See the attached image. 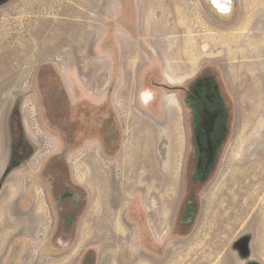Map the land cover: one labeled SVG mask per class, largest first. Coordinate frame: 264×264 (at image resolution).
<instances>
[{"label":"rangeland","instance_id":"1","mask_svg":"<svg viewBox=\"0 0 264 264\" xmlns=\"http://www.w3.org/2000/svg\"><path fill=\"white\" fill-rule=\"evenodd\" d=\"M226 1L13 0L0 5V264H23L24 259L32 261L31 257L38 255L41 261L37 264H97V248L80 247L75 242L80 208L73 214L64 213L71 209L69 204L75 199L79 203L85 197L87 205L89 192L84 185L74 182L70 165L96 160L98 152L81 151L82 135L98 136L97 127H91L97 126L98 117L109 114L86 103L73 109L65 73L61 71L71 62L80 66L84 59L80 43L71 46L72 31H80V26L73 22L81 21L74 12L78 9L89 20H95L97 9L62 11L59 3L74 7L79 3H105V13L120 8L119 43L121 47L129 44L131 52L122 57V63H134L139 58L142 64L143 49L150 47L151 38L153 84L169 85L170 95L176 96L170 98L167 128L152 136L148 168L136 167L138 154L134 152L129 153V159L122 157L121 162L128 164L121 167L123 176L129 178L127 191L133 195L147 188L154 198L148 204L153 210L161 205V178L168 177V221L162 233L165 242L157 245L158 252H167L168 259H175L172 249L180 237L175 232V221L182 204L187 205L189 212L192 210L189 219L196 226L209 227L214 218L208 194L213 181L219 182L213 188L214 200L219 204L217 214L238 219L233 234L243 237L242 252L250 259L252 254L259 257L264 252V0H228L229 4ZM52 3H56L54 7ZM87 47L83 50L91 52V47ZM194 53L199 59L196 75L186 82L169 84L171 74L185 78L193 73L186 72L184 67L192 62ZM177 64L183 69L172 72ZM255 73L257 78H250ZM200 74L201 95L211 99L213 81L218 80L228 97L225 99L231 105L233 118L228 141L211 181L200 193V209L195 212L192 203L184 201L185 167L192 149L189 129L196 126L188 90ZM254 78L250 86L248 81ZM56 84L63 87L69 99L68 104H61V113L55 111L56 103L50 95V85L54 88ZM120 139L119 135L115 145L106 148L107 156L119 160ZM197 152L201 157L202 151ZM65 176L73 191L58 196L55 184ZM144 177L150 180L147 186L143 184ZM203 194H208L206 200H202ZM141 204L143 200L136 201L133 215ZM91 217L97 223L96 211L92 210ZM136 218L137 225L146 224L139 211ZM86 234L97 238L95 231ZM146 235L143 247H154V239L149 232ZM202 240L206 241L205 237ZM239 243H233V247L238 249ZM200 252L201 256L194 260L199 258L201 264L226 259L220 255L209 259L203 249Z\"/></svg>","mask_w":264,"mask_h":264},{"label":"crops","instance_id":"2","mask_svg":"<svg viewBox=\"0 0 264 264\" xmlns=\"http://www.w3.org/2000/svg\"><path fill=\"white\" fill-rule=\"evenodd\" d=\"M55 4L52 3L51 6L54 7ZM94 4L79 3L77 7H74L59 3L62 11L70 8H85L89 11H92L90 8L97 9L95 20L94 18L89 20L91 18L85 17L84 13L78 9L74 12L81 21L73 22L80 26V31H72L71 46L79 42L82 48L80 54L84 59L80 66L71 62L61 71L65 73V84L73 109L79 103H86L91 107L95 106L97 110H106L109 114L104 118L98 117L97 126L90 123L93 125L91 129L97 127L98 136L85 138L82 135L81 151L98 152L96 160L86 161L84 165L81 161L74 167L70 165L74 182L84 185L89 192L86 208L77 224L78 236L75 242L80 247L97 248V264H201L203 262L199 258L194 260L195 256L201 254V249L206 254L204 256H208L209 259L219 255V257L226 256V259L223 258L213 264H250L257 261L264 264V252L259 253V257L256 253L252 254L251 259L242 252L243 237L233 234L238 219L232 220V217L227 219L224 214H217L219 204L214 200L213 196L216 194L213 188L219 182L214 181L210 185L211 192L208 193L209 205L214 211L212 214L214 218L210 220L209 227L199 228L197 224L191 233L180 235L172 249L175 259H168L167 252H158L157 245L165 242L162 240V233L168 221L166 208L168 177L161 178L162 187L159 192L161 197L158 198L161 205L153 210V207L148 205H151L153 196H150L151 193L147 188L141 190L139 194L134 192L133 195L129 190L127 191L126 184L129 178L123 176L121 167H127L128 164L121 162L124 161L122 157L129 159V153L134 152L138 154L136 167L148 168V157L153 149L152 136L154 132L156 135L162 134L163 129L167 128L170 98H176V96L170 95L169 85L162 82L153 84L152 39L148 38L150 47L143 49L142 64L139 63V58L134 63H122V57L129 56L131 52L129 44L121 47V42L119 43L120 8L115 9L112 6L115 11L105 13V3ZM89 42L90 45H88ZM85 45L91 47V52L83 50ZM191 61L184 70L193 73L185 78L171 74L168 76L169 84L183 83L196 75L199 71V69L196 70L199 59L195 58V53ZM176 66L172 67V72L183 69L178 64ZM176 86L178 85H173V87ZM119 135L121 139L117 149L122 154L120 153L118 160L107 156L105 151L110 145H115L114 141ZM143 181L146 186L150 184V180L146 177ZM207 195L203 194L202 200H206ZM138 200H143L144 204H141V209L136 210V215H133L131 210L134 209ZM22 202L24 203L22 205H25V200ZM203 203L206 205V201ZM92 210L97 212V218H95L97 223L91 220ZM137 211L140 212L141 218L146 220L143 226L137 225ZM93 231L97 233L96 239L86 234ZM147 232L156 244L154 247L148 246L149 249L143 247ZM201 237H205L206 241H203ZM233 243L235 246L239 243V248L235 249ZM37 247L40 250V241ZM262 247L264 248V244ZM104 253L105 260L102 259ZM27 259H24L23 264H37L40 263L41 256H32V261Z\"/></svg>","mask_w":264,"mask_h":264},{"label":"flooded vegetation","instance_id":"3","mask_svg":"<svg viewBox=\"0 0 264 264\" xmlns=\"http://www.w3.org/2000/svg\"><path fill=\"white\" fill-rule=\"evenodd\" d=\"M11 1L13 0H0V5L2 3H10ZM251 77L257 78V74L255 73V76L250 75ZM255 78L251 82L248 81L250 86L253 85V82L256 80ZM201 81L200 74L193 82L191 90H188L189 102H191L192 110L194 111L193 115L196 126L191 130L189 129L190 135L188 140L192 149L189 153L188 165L185 167L187 195L190 188L197 186L199 182H205L209 176L214 174L219 162L221 150L228 141L233 118L232 108L230 104H227L226 99L228 97L223 85L218 80L213 81L215 89L214 92L212 91L210 93L214 94V96L208 99L206 94L204 96L201 95L202 90L200 89V85H198ZM203 114H205L204 118L202 116ZM195 150L196 152L199 150L202 151V156L200 157ZM186 198L184 201H186ZM189 202L192 203L191 208L194 210V201L188 200ZM191 211L189 212L187 208L186 214H188V217L181 220V224H187L193 221L189 219ZM194 211L196 212V209Z\"/></svg>","mask_w":264,"mask_h":264},{"label":"trees","instance_id":"4","mask_svg":"<svg viewBox=\"0 0 264 264\" xmlns=\"http://www.w3.org/2000/svg\"><path fill=\"white\" fill-rule=\"evenodd\" d=\"M193 82H192V84H193ZM50 88L53 89L52 92L50 93V95L52 97H54V101L56 103V110L55 111L61 113L62 110H63L61 108V106H62L61 104L64 103L63 106L65 105V103L68 104V100L69 99H68L63 87H61L60 84L59 85L56 84L54 88L50 85ZM67 113H68V108H67ZM64 115H66V114H64ZM64 166L67 167V165H65V164H64ZM211 179H212V175L209 176L205 182L197 183V186H195L193 188H190L189 191H188V195H187L186 201H188V200H193L194 201L196 212H198V210L200 209V196H199V193L204 189L205 185L211 181ZM54 184H55V182H54ZM59 184H60V189H59ZM59 184L56 183L55 184V188H54V191L56 192L55 194H57L58 196L67 195L69 192L73 191L72 189L74 187L70 183V181L66 178V176L63 178V181H60ZM79 203L76 200L74 202L70 203L69 207L71 209L68 210L64 214H73L74 211L76 210V208H80V213L81 212L83 213V211H84V209L86 207V199H85V197H83L82 201L79 202ZM187 208H188L187 205H183L180 208V210L178 212V215H177V218H176V221H175V227H176L175 228V232L178 233L179 235H187V234L191 233L192 230L194 229V226H195L194 221H192L190 223H187V224H181L180 223L181 220L186 219L188 217V214H186Z\"/></svg>","mask_w":264,"mask_h":264},{"label":"bare ground","instance_id":"5","mask_svg":"<svg viewBox=\"0 0 264 264\" xmlns=\"http://www.w3.org/2000/svg\"><path fill=\"white\" fill-rule=\"evenodd\" d=\"M226 2L228 3V0H227ZM227 3H226V4H227ZM228 4H229V3H228Z\"/></svg>","mask_w":264,"mask_h":264}]
</instances>
